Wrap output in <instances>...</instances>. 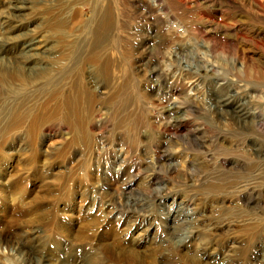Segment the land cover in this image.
I'll use <instances>...</instances> for the list:
<instances>
[{
  "label": "rangeland",
  "instance_id": "rangeland-1",
  "mask_svg": "<svg viewBox=\"0 0 264 264\" xmlns=\"http://www.w3.org/2000/svg\"><path fill=\"white\" fill-rule=\"evenodd\" d=\"M62 1L0 0V102L5 103L0 104V120L15 102V95L11 101L5 93L24 80H34L22 67L29 61L23 56V43L45 39L54 45L61 33L54 31L60 26L68 40L76 41L80 36L78 23L73 36L67 33L70 18L64 15L67 9L63 7L68 8V2H64L66 6ZM170 2L174 8L162 9L169 13L166 24L177 39L169 64L159 57L164 32L156 20L162 11L157 6L152 13L143 0L126 1L121 24L130 31L126 56L131 55L132 64L119 72L123 74L118 76L117 85L124 82L118 91L115 86L110 87L114 90H102L103 96L114 97L98 100L107 110V122L98 126L104 149H91L97 141L91 136L89 148L81 150L70 126L64 120L45 118V110L39 114L42 120L37 128L0 135V244L6 240L9 245L2 244L8 250L0 246V264H40V260L44 264H84L96 257L107 264L105 255H96L100 244L212 243L215 247L226 242L237 250L249 247L250 255H257L251 257L252 264H264V138L260 136L264 133L259 135L254 127L251 145L263 152V159L256 163L235 156L240 138L234 134L246 132L253 124L241 109L264 118V79L254 78L252 70L253 66L264 69V12L255 0ZM182 2L188 8H183ZM83 10L89 15L88 6ZM143 36L147 38L145 47L141 45ZM221 41L235 48L225 50L219 47ZM166 47V51L171 49L169 44ZM168 70L173 79L165 81ZM100 73L97 75L104 81L107 74ZM183 82L192 85L186 89ZM228 86L240 97L235 105L223 97V88ZM28 90L34 91L32 87ZM237 105L240 110L233 108ZM218 132L230 134L225 149L218 144ZM196 141L201 143V151L216 152L219 158L231 156L232 164L225 167L217 161L213 168L203 169L201 161H195L188 182L173 167L177 166L175 153L182 144L186 151L198 152ZM111 145L125 150L118 153ZM171 168L177 174H169ZM174 175L178 178L171 179ZM237 180L259 182V186L252 196L238 199L232 191ZM8 184L14 186H4ZM248 208L262 220H251L246 215ZM172 251L161 254L165 261L176 258ZM246 253L237 256L231 252V261L246 264L250 259L244 257ZM215 254L220 256L221 251L217 249ZM221 255L227 257L229 252ZM231 261L225 258L218 264Z\"/></svg>",
  "mask_w": 264,
  "mask_h": 264
},
{
  "label": "bare ground",
  "instance_id": "bare-ground-1",
  "mask_svg": "<svg viewBox=\"0 0 264 264\" xmlns=\"http://www.w3.org/2000/svg\"><path fill=\"white\" fill-rule=\"evenodd\" d=\"M45 1H49L50 3L54 2V0H45ZM69 1L70 0L62 1V4L64 2L66 3L68 2L67 3L68 8L65 6L63 7L64 10L67 9L64 15L66 14L65 16H67V18H70L69 20H67L68 21L67 24H69L67 33L69 34L70 32V34L72 35L74 31L73 27L75 26L76 23H78L79 27L82 28L80 32V36L78 37L76 41H70L65 37L66 36L65 32L62 33V31L64 30L60 26V28H57V29L55 28V31L53 30L54 32H57L58 34L59 32H61L60 36L56 37V42L54 45H49V43L47 42L50 40H45V39H31L23 43L22 45L23 48H21L23 52V56H25L26 58L29 57V61L31 63L28 60H26L25 62H23L22 67L25 69L26 72L32 75L34 80L31 83L28 81L24 82L25 81L24 80L22 81V83H19L21 86L18 85L16 89L12 87L10 88L11 89L10 91L5 93L7 97H10L9 100H11L12 95H15L13 97L15 102L11 106H9L10 107L9 113L5 115V118L0 120V135L7 134V133L14 134L15 132L21 131V130L25 132V131H28L29 129L31 130L33 128L35 129L37 124L42 120V116L39 114L43 110H45L46 112L43 115L45 118L52 119L53 121L54 120L59 121V119L64 120V122H66L70 126L71 131L74 133L72 138H74V140L78 142L81 150L83 148L85 149L89 148L90 146L89 138L91 136H94L92 138H94V140H97V141L94 143L91 149L94 148V150L96 151L99 149H104L106 147L104 143H103L104 145L102 146V143L99 142V139L102 138L101 136L102 130L98 129V126L101 127L102 125L103 127V124L107 122V110L101 105L100 102H98V100L99 98H102V97L104 98L114 97V94L113 95L110 94L106 97L103 96L102 90H110L112 89L110 87L115 86L117 87V91H118L119 90L118 86L120 85V83L122 84L124 82L120 80L119 81L120 83L118 82L119 85H117V80L118 78H120L118 76L123 74V73L119 74V72L120 71L124 72L123 69H127L126 68L127 65L132 64V60H130L131 55L126 56L127 55L126 52L129 49V44L126 39V36H127V33H130V31L125 30L123 25L121 24V18L123 16L122 12L124 11V8H126L125 4L127 0H77L73 4H71V1L70 2ZM143 1L145 4H147L148 10L151 11L152 13H154V11H156V8L158 7H159V11H162V9L164 8L165 9L168 8L169 10L170 8H174L172 3L170 2L172 0H167V1L143 0ZM255 1L258 3L257 7L261 8L259 10L264 12V3L262 2V0H255ZM148 2H151V4H149ZM66 3H64L63 5H66ZM184 5H185V8H188V5L186 6V2L185 3L182 2V7ZM83 6H88L89 15L86 14L87 17L85 15V11L83 10ZM14 7L19 9L20 6L16 5ZM161 14H162L161 16L157 15V20H156L157 24L161 25L160 31L164 32L163 41H161L160 43L161 48L159 50L160 51L159 57L163 56L165 58V61L169 62L170 64V62H172V59H173V53H175L176 51L175 48L173 49L172 45L175 43L177 39L174 40L176 36L175 33L169 30L170 28L168 29V26H170V24L168 26L166 24V20H168L166 15H168L169 13L164 14L162 11ZM170 14H171V11H170ZM229 16L230 15H228V17ZM233 22H237V20H233ZM149 24H150V21H149ZM227 25H232V24L228 23ZM145 26L147 27V25ZM141 43H142L141 45L145 47L144 44L145 43L147 44L146 36H143V38L141 39ZM167 44L171 46V49L166 51L163 48L164 46L166 47ZM215 44H217V42ZM219 47H222L223 49L228 50V51H230V49L235 48L234 45L231 46V48H229V46L226 45L223 41L219 43ZM143 52L145 53V51ZM21 58L23 59V57ZM197 64L199 63L197 62ZM244 65L246 67V62H244ZM22 67L20 68L22 69ZM200 67L202 69L206 68L204 64H200ZM253 68L255 69V72ZM100 70L103 71V73L105 72L107 74V78H106L108 79L107 81H105L106 79L104 81H101L99 79L97 72L100 73ZM252 70H253V75L255 76L254 78H256L257 80L264 79V69H261V67L259 66H253ZM100 74L99 76H101ZM172 75L170 71L168 70L164 74L165 79H166L164 80L167 81V80L173 79ZM216 83L218 82H215V84ZM183 84H184L183 86L186 89L190 88V86L192 85V83L191 85H189L188 82H183ZM212 84H214V82L211 83V85ZM219 84L222 85L223 83L221 82ZM31 87L34 91L28 90ZM223 91H224L223 97L227 98L225 99V102H228V103L230 102V103H233V105H235L237 102L236 100L240 99L238 92L235 91L233 88H231V86L224 87ZM17 94H18V97H17ZM150 101L152 102V100ZM1 103L2 102H0V104ZM142 107L144 106L142 105ZM139 108H141V106ZM233 108L239 109L238 105ZM0 111L2 112V110ZM240 111L242 112V114H245V116H247L248 119H251L253 124L247 126L246 132L238 131V133H234L240 138L238 140V147L236 148V151H238V153L235 156H238V158L245 157V159L247 158L251 162L255 160V163H256V160H259V161L262 160L264 155L261 150H257V149L254 150L251 143L255 140V130L256 129H258L257 130L258 134L261 132L264 133V118L260 116V114L259 116H252L253 114L248 115L245 112L246 111L245 109H241ZM3 112L5 113V111ZM6 112H8V110H6ZM97 120H99V122L102 121V123H99ZM92 127L94 130H92ZM40 129H41V125H40ZM229 136L230 134L223 135L222 133H219V132L217 133L218 144L223 149H225V144L228 142ZM260 136L264 138L263 134ZM195 143L197 144L196 147L197 146L199 147L198 152L191 153L189 151H186L185 150L186 148L184 147L183 144L179 145L178 150L177 148L175 149L177 150V152L175 153L177 155V158H175L176 160L174 159V163H176L177 166L173 165V167L178 168L179 170L178 174H181L183 178L186 177V179H188V182L190 179V168L192 167L191 164L192 163L194 164L195 161H199V162L201 161V166L203 169L213 168V165L216 164L217 161H219L220 164L225 167L232 164L233 161L232 162L229 161V159H231L230 158L231 156H223L222 158L216 157L215 156L216 152L213 155V153L209 154V152H205L203 150L201 151V148H202L201 143H199L198 141H196ZM112 147H115L118 153L125 150L119 145H117V147L116 146H112ZM109 150H111V148H109ZM211 150L213 152L214 149H211ZM198 167H200V165H198ZM236 167H237V164H236ZM206 171H203V172H206ZM169 174H177L176 169L171 168V171L169 172ZM176 176L174 175V177ZM177 178L178 177L171 178V179H177ZM146 180L147 179H145V181ZM258 183L254 182L251 184V182L244 183L243 181H238L236 182V186L232 189V191H235V195L237 196L238 199H241L245 196H252L253 190H255L257 186H259ZM12 185L13 184H8L4 186L12 188ZM213 191L214 189H210L209 192L213 193ZM260 192L261 190L259 191V193ZM246 212H247L246 215H248L251 218V220L253 219L259 220L260 218L262 220L263 218L262 216L258 215L250 208H248ZM86 238L89 239L88 237H85V239ZM92 238L93 236H90V240ZM2 244H6L7 246H9L6 240H4L3 243L0 244V246L3 247ZM186 245L188 246L172 245L168 243H162V244L159 243L158 245L150 244L146 246L140 245V244L135 245V246L130 245V244H126L125 246L124 244H119V245H115L111 243L103 244V245L100 244V246L98 245L96 248L97 250L96 255L97 253L99 255L100 254L99 252L105 255V259L108 260L106 261L107 264H218L225 258L231 261V259L234 257V255L230 254L231 252H235L238 256V255H241L243 251L247 252L244 257H246L247 259L250 258L248 261H245V263L252 264L251 257H255V258L257 257V255H253V256L250 255L249 247H244L243 249L240 248L239 250H237L236 246L229 244L227 242L226 244L216 243L215 247H213L214 245L212 243H205V244H200V245L199 243L197 244L189 243ZM3 248H6V247H3ZM217 249L221 251V254H224V252L227 251L229 252V255L227 257H222L221 254L220 256H217L215 254V250ZM168 250H173L172 252H175L177 256L176 258L172 257L169 261H165L166 259L163 258L161 254L164 251H168ZM238 260H240V258ZM232 261L229 264H242V262H238V261L232 262ZM263 261L264 260H262V262ZM243 263H244V260H243ZM257 263L258 261L255 262L254 264H257ZM40 264H44V262L40 260ZM84 264H103V261L99 259V257L98 258L96 257L95 261H91L89 263H84Z\"/></svg>",
  "mask_w": 264,
  "mask_h": 264
}]
</instances>
